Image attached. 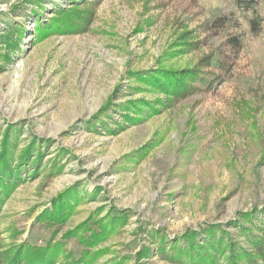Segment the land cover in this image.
<instances>
[{
    "label": "rangeland",
    "instance_id": "1",
    "mask_svg": "<svg viewBox=\"0 0 264 264\" xmlns=\"http://www.w3.org/2000/svg\"><path fill=\"white\" fill-rule=\"evenodd\" d=\"M0 158V258L245 264L264 248V0H0Z\"/></svg>",
    "mask_w": 264,
    "mask_h": 264
},
{
    "label": "trees",
    "instance_id": "2",
    "mask_svg": "<svg viewBox=\"0 0 264 264\" xmlns=\"http://www.w3.org/2000/svg\"><path fill=\"white\" fill-rule=\"evenodd\" d=\"M254 2V0H237V4L243 8L245 7H249L251 6V4ZM189 78H191V80H195L198 78V75L194 74L193 76H191L190 74L187 75L186 73L182 72V73H175L174 76H169V77H163V80H165L166 82H168L166 84V86L164 87L165 89H169L168 87H172V90H170L172 92V94H176V95H183L185 94V92L187 91V87H189L187 81L189 80ZM159 80V79H158ZM163 88V87H162ZM169 91V92H170ZM0 161H2V159L0 158ZM9 165H7V163H3L0 162V172L3 174L7 175V171L5 170L6 168H8ZM6 184L4 182L1 183V179H0V190H3L4 188H7L5 186ZM212 241L210 240L209 243H207L206 245H202L200 247V249H203V251H207L206 253L209 254V251H214L217 246H212ZM27 247H25L24 245L19 246V248L14 251V255H5V259L4 256H2L0 258V264H49V262L52 260V258H54V253L48 251V248H41L40 246L34 245H26ZM194 248H196L194 246ZM208 259H204V254L201 256L200 255V261H203L205 264L210 263V264H217V261L214 259V256L210 257V255H207ZM240 258H245L247 259L245 264H260V261L258 262V259H261L262 263L264 264V248H261V244L257 245V251H255L253 254H241L239 255ZM230 264H239L236 260L235 257H231L230 259Z\"/></svg>",
    "mask_w": 264,
    "mask_h": 264
}]
</instances>
